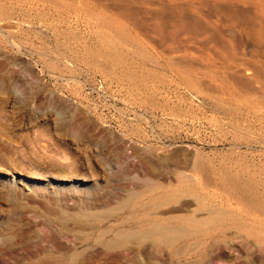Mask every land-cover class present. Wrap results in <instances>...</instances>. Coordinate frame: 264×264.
I'll return each mask as SVG.
<instances>
[{
  "label": "rangeland",
  "instance_id": "obj_1",
  "mask_svg": "<svg viewBox=\"0 0 264 264\" xmlns=\"http://www.w3.org/2000/svg\"><path fill=\"white\" fill-rule=\"evenodd\" d=\"M241 179L264 0H0V264H264Z\"/></svg>",
  "mask_w": 264,
  "mask_h": 264
},
{
  "label": "bare ground",
  "instance_id": "obj_2",
  "mask_svg": "<svg viewBox=\"0 0 264 264\" xmlns=\"http://www.w3.org/2000/svg\"><path fill=\"white\" fill-rule=\"evenodd\" d=\"M160 65H162V64L160 63ZM169 67H171V66L169 65ZM165 68H167V67L165 66ZM171 69H172V67H171ZM262 186L264 188V183L262 184ZM255 188H256L255 185L252 184V183H250L249 180H246V179L238 180V183H237V185L235 187L236 199L238 201H242L243 203H245L247 205H250L253 209H256L257 211L260 212V216L264 217V191H263L262 195H260L257 198H255L254 197V194H255V191H256ZM260 216H249V217L251 218V220H254L256 222H264V219L263 218H260ZM225 218H226V215H224V220H225ZM212 220L214 221L216 219L215 218L214 219L212 218ZM178 221H180V220H178ZM193 221L195 222V220H193ZM161 223L158 222L157 224L154 225L153 228L151 226L152 229L149 231V233L151 235L154 234L156 236H161L162 239H166V240H170L173 237L172 234H176L177 235V234L197 233V228L196 229L193 228L192 230L188 231L187 229H185L182 226H180V224L179 225L177 224V225H169L168 226V225H162ZM198 223L199 222L197 221V224ZM194 224H195V227H196V223H194ZM191 227H193V226H191ZM150 234H147V235H150ZM174 238H175V236H174Z\"/></svg>",
  "mask_w": 264,
  "mask_h": 264
}]
</instances>
